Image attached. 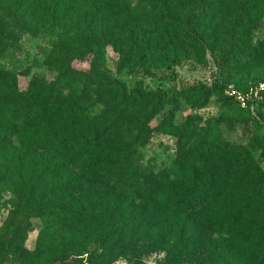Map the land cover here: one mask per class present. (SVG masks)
I'll use <instances>...</instances> for the list:
<instances>
[{
  "label": "trees",
  "instance_id": "1",
  "mask_svg": "<svg viewBox=\"0 0 264 264\" xmlns=\"http://www.w3.org/2000/svg\"><path fill=\"white\" fill-rule=\"evenodd\" d=\"M10 17L17 19L15 6L9 0H0V51L6 42L18 40L8 23ZM22 22L25 28L27 23ZM124 39L126 51L118 61V71L128 67L134 72L136 67H141L145 74L153 75L148 66L146 45L132 30L124 33ZM185 39H189L191 45L199 43L190 32L185 34ZM111 40L108 30L102 29L86 30L74 40L59 43L58 50L65 67L62 77H74L84 83L81 89L67 95L57 88L55 81H47L42 76H35L21 88L11 71L0 70V186L14 189L20 198H27L29 202L33 200L26 209L10 211L1 229L0 243L12 247L25 230L27 218L46 216L70 218L74 231L84 227L91 229L95 219L103 223L98 225L100 229L96 233L75 234L58 246L54 239L50 240L52 235L48 232L59 229V224H52L50 230H43L37 247L30 252L35 258L33 264L55 263L63 249L86 253L89 243L97 245L103 263L113 262L123 255L129 264H145L140 255L159 248L166 252L162 264H243L245 241L251 247L262 245L264 255V233L259 236L253 226V223H259L262 210L264 213V202H247L242 208L234 206V202H221L239 191L264 200L256 183L231 178L224 186L213 189L211 194L205 192L186 198L187 194H181L179 190L184 179L178 174L176 180H171L174 184L169 186L168 171L156 175L147 173L141 181L132 176L137 172L135 168L142 157V148L154 133L171 131L181 105L177 96L163 88L128 89L107 66V48L112 44ZM208 42L214 49L213 42ZM237 42L235 33H231L221 45L216 59L224 71L240 63L242 56ZM75 60L87 62L88 67H75ZM262 82L264 74L251 85L241 87L227 76L212 85L197 82L189 92L198 108L207 107L215 97L221 104L238 106L258 123L264 97L253 102L254 109L251 106L244 108L227 94V90L234 86L246 91ZM98 104H104L98 114H90L85 106ZM130 110L134 111L132 116L116 122ZM161 112L163 119L151 125ZM53 119L61 122L50 136H46L47 133L41 131H45ZM202 122L201 116L190 115L175 133V164L180 174L191 177L190 194L195 188L203 189L219 178L211 161L224 156L230 143L221 138L218 129L223 124L232 128L236 123L233 117L224 115L208 119L205 126H200ZM196 130L202 131L200 139L188 147L186 137ZM16 139H24L33 149L31 156L39 159L41 171L30 162L25 175V162L22 159L16 161L12 156V149L17 148ZM37 147L44 152L52 151L51 155L38 153ZM257 147L264 157V139ZM252 161V150L241 145L228 164L234 170L247 168ZM32 195H35L34 199ZM209 197L210 202H206ZM243 210L250 213L247 221L252 223L245 232L241 229L240 219ZM204 212L209 216H203ZM94 235H97L96 239L92 238ZM142 240L144 243L138 245ZM56 247V255L43 258L48 250ZM109 248L112 252L108 260L106 250ZM75 264L91 262L82 259Z\"/></svg>",
  "mask_w": 264,
  "mask_h": 264
},
{
  "label": "rangeland",
  "instance_id": "2",
  "mask_svg": "<svg viewBox=\"0 0 264 264\" xmlns=\"http://www.w3.org/2000/svg\"><path fill=\"white\" fill-rule=\"evenodd\" d=\"M9 2L16 8L17 19L10 17L8 23L18 40L6 42L5 48L0 51V70L11 71L19 87L24 88L35 76H42L47 81H55L57 88L65 95L81 89L84 83L78 82L74 77H62L65 67L58 45L62 40H74L86 30L106 29L112 38V44L107 48V66L128 89L163 88L177 96L181 108L176 114L173 127L168 133H154L150 142L142 148V157L135 168L137 172L132 175L137 181L143 180L147 173L156 175L168 171L169 186L174 184L171 180H176L178 174L184 179V184L179 189L181 194L185 193L186 198L189 195L193 198L205 192L211 194L213 189L220 188L231 178H235L256 183L264 195V157L261 156V149L257 147L264 139V102L259 107L260 121L256 123L250 114L241 111L238 106L221 104L215 97L207 107L198 108L189 92V88L197 82L212 85L215 81H223L227 76L241 87H247L254 79L264 74V0H9ZM22 20L27 23L25 28ZM128 30L134 31L148 48V66L153 75L145 74L144 68L141 67H136L134 72H130L128 67L118 71V61L126 51L124 33ZM187 32L193 34L199 43L191 45L189 39L184 40ZM231 33H235L238 38L237 49L240 50L242 58L240 63L224 71L216 58L221 45ZM208 41L213 42L214 49ZM175 60H179V63L176 64ZM73 65L77 68L88 67L87 62L78 60H75ZM85 106L90 114H98L104 104ZM133 114L134 111H127L116 122ZM190 115L203 118L200 126H205L208 119L220 115L231 116L236 121L232 128L228 124H223L218 129L221 138L230 143L224 156H217L211 161L212 169L219 174V178L203 189L193 187L195 191L192 194L189 190L191 177L180 174L175 164L177 154L175 133ZM163 117V112L159 113L151 125L158 124ZM60 122L59 119L51 120L46 130L41 132H46V136H50ZM201 133V130H196L188 135L187 146L192 147L198 142ZM14 142L17 148L12 149V156L16 161L22 159L25 162L26 170H23L25 175L28 174L30 162H34L39 170L41 166L39 159L31 156L33 149L27 146L24 139L23 141L16 139ZM241 145L252 150L254 161L247 168L231 170L228 162ZM36 149L40 150H36L38 153L44 152L41 147ZM51 152L44 153L51 155ZM36 191L39 194L38 190ZM34 196L32 195L33 199ZM230 196L221 202H234V206L238 208H242L247 202H264L240 191ZM32 202L33 200L29 202L27 198H20L14 189L0 186V233L13 208L26 209L28 203ZM206 202H210V197ZM203 216L207 217L209 213L204 212ZM263 216L262 210L258 217L260 224L253 223L259 236L264 233ZM248 218L250 213L243 210L240 218L243 232L252 225L247 221ZM55 223L59 224V229L48 233L52 235L50 240L54 239L53 242L58 246L75 234L83 236L84 233H96L100 229L98 225L103 221L95 219L91 229L86 230L84 227L74 231L70 218L51 219L46 216L27 218L25 230L12 247L0 243V264H33L35 258L30 252L37 247L43 230H50L49 227ZM96 237L97 235H94L92 238ZM145 237L147 238V235ZM143 243L144 240L138 242V245ZM110 249L106 250L108 260L112 252ZM57 252V247L50 249L43 258H50ZM62 252L58 260L52 264H75L82 259H88L91 264H129L128 258L123 255L113 262L103 263L98 256L101 252L93 243L88 244L86 253L71 249H63ZM165 257L166 252L159 248L140 255L145 264H162L166 260ZM241 260L243 264H264L262 245L251 247L250 243L245 241Z\"/></svg>",
  "mask_w": 264,
  "mask_h": 264
},
{
  "label": "built area",
  "instance_id": "3",
  "mask_svg": "<svg viewBox=\"0 0 264 264\" xmlns=\"http://www.w3.org/2000/svg\"><path fill=\"white\" fill-rule=\"evenodd\" d=\"M227 94L234 97L242 107L247 108L251 106V109H254L255 105L253 102L262 100L264 97V82L252 86L246 91L230 86L227 90Z\"/></svg>",
  "mask_w": 264,
  "mask_h": 264
}]
</instances>
